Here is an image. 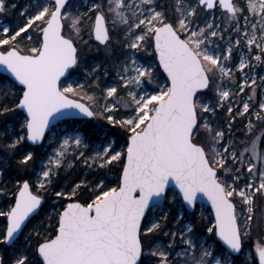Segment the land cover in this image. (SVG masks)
<instances>
[{
  "label": "snow or ice",
  "instance_id": "snow-or-ice-1",
  "mask_svg": "<svg viewBox=\"0 0 264 264\" xmlns=\"http://www.w3.org/2000/svg\"><path fill=\"white\" fill-rule=\"evenodd\" d=\"M9 7L0 0V13ZM18 11L22 23L0 21V66L10 74L0 79V178L10 161L16 172L14 203L0 210V245L12 251L0 264H237L240 256L239 264H256L253 256L264 264V237L254 253L245 248L254 227L264 231V211L256 214L264 199V0H28ZM89 40L116 69L100 89L102 104L85 92L109 73L102 61L87 64ZM141 51L155 54L166 83ZM78 114L118 131L92 149L77 129L53 131V121ZM238 117L247 124L234 131ZM46 139L56 146L42 158L33 148ZM70 156L94 169L95 181L54 191L72 202L56 211L52 232L40 239L34 228L16 247ZM170 183L172 202L191 212L207 197L214 221L202 229L183 212L170 221Z\"/></svg>",
  "mask_w": 264,
  "mask_h": 264
},
{
  "label": "rangeland",
  "instance_id": "rangeland-1",
  "mask_svg": "<svg viewBox=\"0 0 264 264\" xmlns=\"http://www.w3.org/2000/svg\"><path fill=\"white\" fill-rule=\"evenodd\" d=\"M27 2H28V0H10V3L15 4L16 5V8L9 7L4 13H0V21H2L4 24L13 25V26L15 24H17V23H22L23 22V17H21L19 15V11L18 10L21 7H23ZM237 2L240 3V4H243L244 3V0H237ZM215 15L217 17H219L220 16V13L217 11L215 13ZM84 39L85 40H88L89 38H88L87 35H85L84 36ZM89 44L91 45V49L90 50L89 49H85V51L87 52V57H86L87 64L88 65H92V64H94L97 61L104 62L108 66V69H109L108 77L105 78L104 75L101 74V78H100L101 79V82H100L99 88H95V87L90 88L89 87V84H91V81L89 80L87 83H85V79H84L83 72L77 74V79L81 83H85V92H87L88 95H94L97 98V100L99 101V103L102 104L103 101L100 100V95H101L100 94V89H102L105 86V83H106L107 80H111V79L115 78L116 69L112 66V63H110L109 60L106 59L105 54H104V48H103L102 45L99 44V42H94L93 40H89ZM27 46L30 47L31 45H27ZM137 56H138V58H140L142 60V62H148V63L153 64V66L155 67V71H156V75H155L154 78L156 79V81H157L158 84L163 85L164 83L167 82L166 75H164L161 67H159V65H158V62L154 59V56H155L154 53H152L151 51H148V52L141 51V52L137 53ZM257 72L260 75H264V70H261V69L258 68L257 69ZM249 75H252V73H249ZM239 77H240V73L237 72L236 73V78L239 79ZM153 87H155V86H153ZM245 91L248 92L249 90L246 89ZM123 94L124 93H121V95H123ZM244 98L246 99V96ZM237 99L239 100V97ZM257 99H258V97H257ZM81 100L85 101L86 103H89L88 100H87V96H83V98ZM94 110H95V107H94ZM223 116H224V112H223V110H221V118ZM97 118H100V120L103 119L100 116H97ZM240 120H243L244 125L247 124V119L240 118ZM73 121L74 120H68L66 122H62V123L58 124L57 126H55L53 128V131L54 132H60V131H63V130L77 129L86 138L85 139V143H87L89 145V148L90 149L94 148L96 145H99V144L103 143L105 137H110L111 136V134H109L104 129L103 131H101V139H99V140H93L91 138L86 137L85 134L82 132L81 122L80 123H76V122H73ZM49 135H48V137H49ZM123 144H124V140L122 139L120 141L119 145L117 144V147H119L120 145H123ZM42 145H44L43 150L45 152L43 158H46L47 155H50L52 153V149L56 146L55 144H51V145L47 144V139H46V141ZM88 154H90V152L89 151H86L85 152V155H88ZM68 160L71 161L72 167H67L65 165V166H62L59 169V170H61V173L63 175H67L68 178H69V179L67 178L68 180L65 183V187H68V183L71 182V180L74 179L76 176L78 178H80L79 181L76 182V183H79L80 180H87L89 182L95 181L96 177L91 174L92 171H95L94 169L93 170H90V169L86 168L81 163L80 160L74 159L71 156L68 157ZM38 167H39V164H38ZM114 174H116V173H114ZM105 182H106V180H105ZM88 185H90L92 187V184L91 183H89ZM73 186H74V184L73 185L71 184V188ZM0 187H4V188L7 189V195L0 194V210L7 211V204L14 203V201L10 200L9 198L13 196L12 193L15 191V179H12V178L11 179H3V177L0 178ZM71 188L70 189L67 188L68 190H66V189H63V190L70 191ZM173 192H175V191L172 190L171 192H169L170 193L169 194V201H172L171 200V196H172ZM41 194L43 196H45L46 199L48 198V196L44 195L45 192H41ZM262 200L263 201L261 203V207H263V210H264V199H262ZM256 203H257V205L260 206L259 200H257ZM206 208L207 207L205 205H203V204H201L200 206H198L196 208V210L198 211L199 215L200 216L203 215L205 217V219L203 218V220H208L210 218V216H212V214L210 212H208L206 210ZM165 210L168 212V215H169V213H170V204L167 203V201L165 202ZM56 211H58V210L52 209L50 211V213L55 214ZM181 212L184 213V211L182 210V208L179 210L178 215ZM185 216H186V214H185ZM169 219H170V221H172L173 216H170L169 215ZM212 221H214V219H212ZM184 222H187V221H184ZM6 223H7L6 222V218L3 217V216H0V232H2L5 229ZM170 226H171L172 230H176L179 227V225L176 224L175 222H172ZM30 231H29V233H30ZM28 234H26L24 236V239H25V237L28 236ZM250 238L251 237H249L248 240H250ZM161 239L164 242H167V239L165 237H161ZM18 241L16 242V247H18V248L24 247L22 245V243H18ZM247 249H249V248H247Z\"/></svg>",
  "mask_w": 264,
  "mask_h": 264
},
{
  "label": "trees",
  "instance_id": "trees-1",
  "mask_svg": "<svg viewBox=\"0 0 264 264\" xmlns=\"http://www.w3.org/2000/svg\"><path fill=\"white\" fill-rule=\"evenodd\" d=\"M15 10V9H14ZM82 73V72H80ZM8 78L7 76H5L4 74H0V79H6ZM73 122L76 123H80L81 122V129L82 132L85 134L86 137L91 138L93 140H99L101 139V131H103L104 129L109 133L112 134L113 131H118V130H113L111 128V126L104 121V119L100 118H89V119H78V120H74ZM244 123L243 120H240V117L237 118V122H236V128H234V131H236V129H244ZM237 136H239L241 139H243V137L241 136L240 132H236ZM124 140L123 136L118 137V145L120 143L121 140ZM33 151H35L38 155H40L42 158L44 157V150L43 148L39 147V146H35L33 148ZM10 163L12 164V168L9 169V172L6 173L3 176V179H14V177H16V172H15V162L14 161H10ZM38 164L39 161H37L36 164V170H38ZM117 168L119 167V165L116 166ZM107 171V169L105 170ZM116 173V174H114ZM117 172H115V170L108 172V179L106 180V184H108L109 186H114L116 184L117 181ZM25 178H29V177H25ZM34 178V175L33 177ZM68 176L67 175H63L61 173V170L58 171V173L54 176L53 178V183L52 185L49 187L48 191L45 192L44 195L48 196L46 203L44 204V206L42 207L40 214L35 216L34 218H32L28 224V226L26 227V229L24 230V233L22 234V236L19 238L18 243H22V245H25V239L24 236L26 234L30 232H32L35 228V230H38L41 232V237L40 239H43L44 236L48 233L52 232V228L49 227V225H55L56 223V215L50 213V211L52 209L58 210V211H62V205H66V203L70 202L71 200L65 198L63 201H57V198L54 196V191H59L61 189H70L71 188V184L73 185L74 183L78 182L80 178H78L77 176L71 180V182L68 183V187H65V183L66 181L69 179H67ZM68 188V189H67ZM88 188L91 189V186L88 185ZM171 192V191H170ZM170 193H168L169 195ZM90 192L89 191H84L82 194L79 195V199L80 201L84 202L85 200H87L89 198ZM10 200L14 201V197H10ZM259 200L260 206L258 205L257 208V216H259L261 214V211L263 210V207H261V203H262V199H257ZM167 203L170 204V216L176 217L178 216V212L179 210L182 208V210L184 211V214H186V216L190 219V220H195L203 229V227L207 226L208 223L212 222L213 217L210 216V218L208 220H203V218L205 219V217L202 215L200 216L198 211L195 210L194 212H187V210L185 209V207L181 206V201L179 199H177L175 202L172 201H167ZM206 210L209 212V209L206 208ZM201 218V219H200ZM43 224V226H41ZM163 237V236H161ZM250 240H248L245 244V248H249L253 251L254 253V244L255 242L259 239L261 240L262 237H264V231H262L259 228H253V231L250 235ZM167 239V237H165ZM32 243H35V237L32 238ZM11 246H8L7 248L4 245H0V254L2 256H5L7 258V256L11 255ZM31 255V253H30ZM243 257H234V259L237 260V264H239V261L242 259ZM253 259L256 261V264H258L257 258L255 256H253Z\"/></svg>",
  "mask_w": 264,
  "mask_h": 264
},
{
  "label": "water",
  "instance_id": "water-1",
  "mask_svg": "<svg viewBox=\"0 0 264 264\" xmlns=\"http://www.w3.org/2000/svg\"><path fill=\"white\" fill-rule=\"evenodd\" d=\"M161 69H162V68H161ZM162 71H163V69H162ZM1 73L4 74L5 76H7L8 78H10V74L7 73V72H5L3 66H0V74H1ZM163 73H164V75H166V77H167V74H166L164 71H163ZM80 102H81V103H86V102L83 101V100H80ZM86 104H87V103H86ZM89 118H95V117H87V116H85V115H83V114H78V115H66V116H63V117L59 118V119L56 120V121H53V125H54V127H55V126H57L58 124H60V123H62V122H66V121H68V120L89 119ZM48 135H49V133H46V138L48 137ZM45 141H46V140H45ZM45 141H42L41 144H43ZM169 189L174 190V191H178V189L175 188V185L172 184V183H170V185H169ZM46 201H47V199H46V197L44 196V203L42 204L41 208L38 210V214H35L32 218H34L35 216H37V215L40 214V211H41L42 207L44 206V204L46 203ZM71 202H72V201H71ZM82 202H83V201H82ZM201 204L205 205V206L209 209V211H210V213L212 214L213 219H214V209L212 208V206H211V202L207 199V197H198V201H197V204H196V206H195V210H196V208H197L198 206H200ZM185 208H186V210H187L188 212H191L189 209H187L186 206H185ZM32 218H30V220H31ZM6 222H7V220H6ZM28 224H29V223H28ZM27 226H28V225H27ZM25 229H26V228L23 229L22 234L24 233V230H25ZM22 234L17 238V241H18L19 238L22 236ZM17 241H16V242H17ZM0 256H1V255H0ZM257 261H258V258H257Z\"/></svg>",
  "mask_w": 264,
  "mask_h": 264
}]
</instances>
